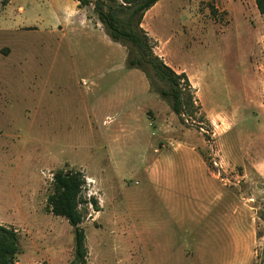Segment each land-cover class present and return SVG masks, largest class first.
<instances>
[{"label":"rangeland","instance_id":"1","mask_svg":"<svg viewBox=\"0 0 264 264\" xmlns=\"http://www.w3.org/2000/svg\"><path fill=\"white\" fill-rule=\"evenodd\" d=\"M220 2L158 0L143 18L193 83L205 119L185 107L187 124L93 4L0 5V224L18 231L16 264L74 259V226L47 208L60 170L85 177L87 264H264V14Z\"/></svg>","mask_w":264,"mask_h":264},{"label":"trees","instance_id":"2","mask_svg":"<svg viewBox=\"0 0 264 264\" xmlns=\"http://www.w3.org/2000/svg\"><path fill=\"white\" fill-rule=\"evenodd\" d=\"M76 1L80 8L93 4L96 16L110 38L127 47V66L145 73L151 85L169 101L181 122L188 123L184 117L185 107H190L194 116L201 112V105L198 103L195 89L187 73L177 72L162 57L154 53L151 37L142 27L145 13L158 0ZM7 3L8 0H3L0 5ZM255 3L259 12L264 14V0H255ZM156 78L169 84V88L155 85ZM199 118L203 123L205 116L200 113ZM53 185L54 190L47 198L48 211L66 218L74 226L75 252L74 259L69 264H87L86 235L81 227L85 218V212L81 209L84 203L82 191L85 177L81 171L60 170L53 175ZM17 253H19L17 229L0 224V264H16Z\"/></svg>","mask_w":264,"mask_h":264},{"label":"crops","instance_id":"3","mask_svg":"<svg viewBox=\"0 0 264 264\" xmlns=\"http://www.w3.org/2000/svg\"><path fill=\"white\" fill-rule=\"evenodd\" d=\"M78 3V2H77ZM235 0H221L220 5L219 3H217V6H222L223 10H227L228 12H232L233 6H234ZM82 8H88V6L86 7H82ZM88 10V9H87ZM166 62V61H165ZM167 63V62H166ZM168 64V63H167ZM171 66V65H170ZM172 67V66H171ZM174 68V67H172ZM175 69V68H174ZM176 70V69H175ZM177 72H182V70H176ZM188 75V74H187ZM191 81V80H190ZM192 83V82H191ZM193 84V83H192ZM205 168L207 169L206 165Z\"/></svg>","mask_w":264,"mask_h":264}]
</instances>
